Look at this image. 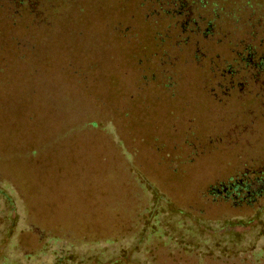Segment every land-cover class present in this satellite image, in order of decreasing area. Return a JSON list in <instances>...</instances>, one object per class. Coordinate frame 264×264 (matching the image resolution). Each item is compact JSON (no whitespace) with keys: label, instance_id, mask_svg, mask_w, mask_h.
<instances>
[{"label":"rangeland","instance_id":"374dc122","mask_svg":"<svg viewBox=\"0 0 264 264\" xmlns=\"http://www.w3.org/2000/svg\"><path fill=\"white\" fill-rule=\"evenodd\" d=\"M246 1L213 0L225 11ZM69 2L53 30L6 26L0 35V187L19 213L8 231L12 205L0 196V263L56 264L60 243L94 264L87 256L109 242L121 264H138V252L148 264H200L170 232L151 230L136 249L151 209L154 220L206 217L208 234L263 240L264 196L213 202L207 194L247 165L264 167V96L240 86L215 97L194 66L160 70L140 0ZM11 32L30 47L9 46ZM246 253L234 264H264V248Z\"/></svg>","mask_w":264,"mask_h":264},{"label":"trees","instance_id":"16d2710c","mask_svg":"<svg viewBox=\"0 0 264 264\" xmlns=\"http://www.w3.org/2000/svg\"><path fill=\"white\" fill-rule=\"evenodd\" d=\"M69 3V0H0V35L6 26L12 31L30 33L42 29L53 30L67 19ZM139 6L143 9L141 19L147 29L144 39L151 42L154 53L159 54L160 70L169 71L177 65L183 68L194 66L204 76L205 88L215 97L217 94H229L240 86H252L264 96L263 7L256 8L250 0L229 11H225L224 5L213 0H140ZM221 16H229L231 26L224 27ZM8 43L21 51L30 47L24 35L14 32H11ZM145 56L143 59L148 61V56ZM238 175L232 179L237 182L236 187L241 188L238 197L222 193L221 185L209 190L208 199L213 202L220 199L255 202L264 196V167L247 165ZM0 196L5 203L10 202L12 205L7 214L11 224L8 231H11L19 213L10 192H4L0 187ZM149 211V215L147 213L143 216L144 225L140 232L132 238L136 249L142 246L143 239L151 230H157L162 235L170 232L183 250L198 252L200 264L222 256L234 264V255L246 259L247 250L264 248V239L257 241L260 239L259 233L257 238H253L254 235L247 238L246 233L237 235L233 229L208 234L202 226H214L206 217H198L187 223L179 221L177 224L169 218L158 219V214L154 215V220L152 209ZM261 211L263 213L259 215L264 214V208ZM229 224L234 225L231 220H225L224 226ZM262 229L264 233V226ZM107 243L87 257L94 259V264H121L115 252L119 246L112 243V249H107ZM57 245L58 250L54 255L56 264H84L74 251L69 252L67 244ZM171 252L175 255V252ZM157 257L154 255V258ZM135 259L138 264H148L141 252H138Z\"/></svg>","mask_w":264,"mask_h":264},{"label":"flooded vegetation","instance_id":"af4514ba","mask_svg":"<svg viewBox=\"0 0 264 264\" xmlns=\"http://www.w3.org/2000/svg\"><path fill=\"white\" fill-rule=\"evenodd\" d=\"M236 183L237 182L233 181L231 178L225 182H220L219 184H221L223 186L222 193L224 192L228 195H233L235 197H238L239 193L242 191H241V188L236 187ZM240 184H242V183H240ZM247 192H249V191H247Z\"/></svg>","mask_w":264,"mask_h":264}]
</instances>
